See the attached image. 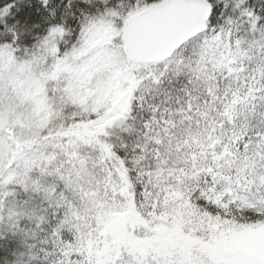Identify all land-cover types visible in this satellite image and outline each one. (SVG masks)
Masks as SVG:
<instances>
[{"label": "snow or ice", "instance_id": "6c2138e0", "mask_svg": "<svg viewBox=\"0 0 264 264\" xmlns=\"http://www.w3.org/2000/svg\"><path fill=\"white\" fill-rule=\"evenodd\" d=\"M0 264H264V0H0Z\"/></svg>", "mask_w": 264, "mask_h": 264}]
</instances>
